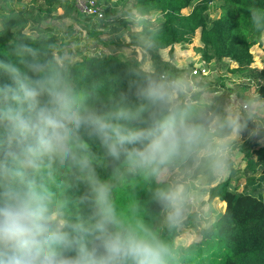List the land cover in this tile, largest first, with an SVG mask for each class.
Returning <instances> with one entry per match:
<instances>
[{"label":"clouds","instance_id":"9594fccd","mask_svg":"<svg viewBox=\"0 0 264 264\" xmlns=\"http://www.w3.org/2000/svg\"><path fill=\"white\" fill-rule=\"evenodd\" d=\"M241 131L236 117L203 116L182 79L101 98L18 45L0 55V264H175L140 204L124 210L116 192L146 187L174 225L191 198L181 177L219 167Z\"/></svg>","mask_w":264,"mask_h":264},{"label":"trees","instance_id":"16d2710c","mask_svg":"<svg viewBox=\"0 0 264 264\" xmlns=\"http://www.w3.org/2000/svg\"><path fill=\"white\" fill-rule=\"evenodd\" d=\"M13 0H0V55H7L18 45L41 50L46 58L56 59L58 38L55 34L25 32L28 18L8 6ZM21 1V0H17ZM193 0H134L133 8L138 14L140 33H131L129 47L132 53L123 59L116 52L99 55H83L81 59H64L68 74L74 85L101 98L128 92L145 77L162 79V75L176 78V71L169 61L162 59L160 50L176 43H192L200 29L202 55L205 60L218 63L225 59L237 63L233 72L247 73L255 82L256 91L264 103V67L250 65L254 61L251 51L261 44L264 33V0H220V15L211 22L207 10L215 0H202L189 13L183 10ZM48 8L61 7L64 17L77 10L71 0H45ZM108 8L104 9L107 13ZM159 12L161 19L155 22L151 15ZM108 16V14L106 15ZM136 47L151 57L153 71L141 67ZM222 64V63H221ZM226 64V63H225ZM201 91L189 89L187 99L203 116L225 117L218 103H205ZM241 133L255 131L264 138V117L240 115ZM247 180L242 191L231 186L230 181L221 182L209 189V199L218 198L225 205L215 221L200 229V239L184 245L176 243L179 228L162 223L160 210L152 202L144 186H129L116 192L118 204L126 210L130 199L141 206L146 222L155 228L175 253V264H264V146L248 153ZM210 173V172H209ZM210 175L208 185L213 184Z\"/></svg>","mask_w":264,"mask_h":264},{"label":"rangeland","instance_id":"374dc122","mask_svg":"<svg viewBox=\"0 0 264 264\" xmlns=\"http://www.w3.org/2000/svg\"><path fill=\"white\" fill-rule=\"evenodd\" d=\"M97 1L103 11L108 8L102 18L85 15L78 9L74 10L72 15L64 17V10L61 7L48 8L45 0H13L8 6L28 18L25 32L29 35L45 33L57 36L58 45L55 53L61 62L66 58L76 61L83 55H105L110 52H116L123 59L129 57L132 53V48L128 46L130 34L140 33L141 29L137 22L138 14L132 5L134 0ZM71 3L75 4L74 0H71ZM200 3L202 0H193L183 12L189 13ZM219 5L220 0L210 4L207 10L210 22L220 15ZM151 17L155 22L161 19L157 11L153 12ZM201 48L198 29L192 43H176L172 48L161 49L160 54L163 60L169 61L177 69L176 78L186 82L187 93L190 87L194 92L201 91V101L220 104L223 116H233L238 120L240 115L248 114L264 117V103L259 98L255 82L250 81L249 75L233 72L238 65L229 59H225L222 64L214 59L205 60ZM135 50L141 67L153 71L150 55L140 47H136ZM251 51L254 54V62L250 66L264 67V42L254 45ZM197 65L206 66L208 73L203 76H191L190 72ZM243 105H247V108H243ZM263 146L264 138L259 139L255 131L247 135L241 133L236 139L221 147L219 167L214 170L201 167L181 177L191 193V198L185 214L176 223L179 228L176 243L189 245L200 239V229L215 221L225 209L224 203L218 198L209 199V189L221 182L230 181L231 186L242 191L247 180L245 172L248 171V153ZM210 175L214 182L208 185Z\"/></svg>","mask_w":264,"mask_h":264},{"label":"built area","instance_id":"2783aa9c","mask_svg":"<svg viewBox=\"0 0 264 264\" xmlns=\"http://www.w3.org/2000/svg\"><path fill=\"white\" fill-rule=\"evenodd\" d=\"M75 7L83 14L89 16H96L102 18L104 16V11L98 5L97 0H74ZM208 73L206 66L197 65L190 72L191 76H203ZM162 79H176L171 76L162 75ZM191 88V87H190ZM192 90V88H191ZM243 108H247V105H243Z\"/></svg>","mask_w":264,"mask_h":264},{"label":"crops","instance_id":"0c3cea01","mask_svg":"<svg viewBox=\"0 0 264 264\" xmlns=\"http://www.w3.org/2000/svg\"><path fill=\"white\" fill-rule=\"evenodd\" d=\"M264 42V33H263V37H262V42H261V44ZM175 46V45H174ZM173 46V47H174ZM254 47V46H253ZM254 55V54H253ZM254 62V61H253ZM235 63V62H234ZM236 65H237V63H236ZM252 67V66H251ZM257 68V67H256Z\"/></svg>","mask_w":264,"mask_h":264}]
</instances>
